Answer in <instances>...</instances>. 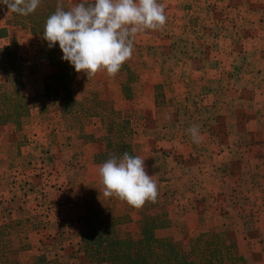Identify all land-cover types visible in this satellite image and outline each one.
I'll list each match as a JSON object with an SVG mask.
<instances>
[{
    "label": "rangeland",
    "instance_id": "obj_1",
    "mask_svg": "<svg viewBox=\"0 0 264 264\" xmlns=\"http://www.w3.org/2000/svg\"><path fill=\"white\" fill-rule=\"evenodd\" d=\"M157 2L164 5L165 25L138 32L133 55L125 62L139 75L131 98L122 97L118 84L127 77L109 76L106 71L91 79L80 74L72 96L111 101L128 120L134 131L133 149L145 158L146 170L154 175L158 197L168 211L169 226L155 235L171 236L187 248L198 232L215 231L204 222V212L215 214V196L209 193L219 186L215 146H235L231 153L240 160L243 147L264 141V123L260 124L264 109L256 108L260 102L264 108V0ZM9 20L10 11L0 0V29L5 30L0 47L11 40L18 45L25 59L23 92L30 100L42 91L43 77L50 70L41 65V44L27 30L9 25ZM6 76L0 73V91ZM194 125L199 127V143L186 131ZM66 128L55 103L47 104L43 112L31 108L20 130L0 127V225L27 221L18 234L25 248L18 254L21 264L33 262L38 255L58 264L59 257L67 259L65 264H84L81 256L70 258L83 213L77 200L90 195L98 201L106 199L99 172L95 178L89 167L100 145L76 141ZM87 129L95 137L104 133L93 119ZM238 171L245 173L242 167ZM236 185L234 181L223 187ZM240 188L247 190L245 185ZM112 198L114 214L129 212L132 219L119 229L138 237L133 206Z\"/></svg>",
    "mask_w": 264,
    "mask_h": 264
},
{
    "label": "trees",
    "instance_id": "obj_2",
    "mask_svg": "<svg viewBox=\"0 0 264 264\" xmlns=\"http://www.w3.org/2000/svg\"><path fill=\"white\" fill-rule=\"evenodd\" d=\"M58 3L65 11L78 3L89 4L68 0H40L35 12L27 16L9 10V25L27 30L41 44V65L50 71L43 77L42 91L30 98L36 101L31 106L23 92L21 72L25 67V59L21 57L18 45L11 40V43L0 47V73L7 75L0 91V127L11 131L20 130L31 108L43 112L47 104L55 103L59 118L71 123L77 139H86L100 145V149L91 156L92 164L104 163L110 154L121 156L127 151L130 155H137L133 149L134 131L128 120L113 108L111 101L73 98L72 89L81 73H77L69 62L62 59L58 43L49 48L48 42L43 39L46 20L56 11ZM4 36L5 30L0 29V38ZM118 73L127 77L118 83L121 95L124 99H130L132 85L139 78L138 71L124 63ZM94 118L104 130L100 137H95L87 129L89 121ZM77 201L83 213L79 217V238L75 252L70 257L71 261L81 256L84 264H246L243 256L233 255L223 248L226 241L224 231L198 232L189 239L187 248L171 236L157 237L155 231L167 228L170 223L166 204L160 197L155 202H145L140 208H130L134 210L133 222L138 231L136 238L119 229L120 225L132 219L129 212L123 216L114 214V198L98 201L90 195ZM23 222L0 225V264H21L18 262V254L25 248L18 240V234L26 228V225L22 226L27 221ZM23 264L58 262L38 255L33 262Z\"/></svg>",
    "mask_w": 264,
    "mask_h": 264
},
{
    "label": "clouds",
    "instance_id": "obj_3",
    "mask_svg": "<svg viewBox=\"0 0 264 264\" xmlns=\"http://www.w3.org/2000/svg\"><path fill=\"white\" fill-rule=\"evenodd\" d=\"M12 12L27 16L35 12L40 0H4ZM165 8L157 0H93L78 3L65 11L58 3L45 23L43 39L49 48L58 43L62 59L77 73L91 79L100 71L115 76L134 52L138 32L157 30L166 23ZM199 143V127L186 130ZM103 196L116 197L140 208L158 197L154 175L146 170L145 158L110 154L98 166Z\"/></svg>",
    "mask_w": 264,
    "mask_h": 264
},
{
    "label": "crops",
    "instance_id": "obj_4",
    "mask_svg": "<svg viewBox=\"0 0 264 264\" xmlns=\"http://www.w3.org/2000/svg\"><path fill=\"white\" fill-rule=\"evenodd\" d=\"M68 1L72 3L93 2V0ZM245 7L247 6L243 5V8ZM256 108L264 109L261 102ZM244 110L246 111V107H244ZM261 113L260 111L256 117H259ZM93 120L97 122L95 118ZM263 123L260 120V124ZM64 124L69 131L70 138L81 141L74 135L71 123L64 121ZM257 131L259 130H253V132ZM91 133L94 135L92 131ZM59 135L62 136L61 133ZM66 141L68 142L70 139H65L64 142ZM231 148L235 149V146L230 147L224 144L215 146V184H219L220 187L215 185V195L213 192H209L210 196H215L213 197L215 199V214L204 212L207 213V220H204V222L211 223L210 227L212 226V228L210 230H213V228H215V231L219 229L226 230L224 249L230 251L233 255L243 256L246 264H264V141L260 144L243 147L241 149L243 158L240 160L237 158L239 156L234 158ZM99 165L101 164H91L89 166L95 178H98ZM240 167L245 173H237ZM217 172H223V176H217ZM237 175H239L238 178ZM234 181L237 184L233 188L234 191L233 189L225 190L223 186H229ZM242 185L247 186V190L241 189ZM205 202L208 203L207 199ZM224 211H226L225 215ZM126 213L124 212L123 215ZM66 262L67 259L59 257V264H65Z\"/></svg>",
    "mask_w": 264,
    "mask_h": 264
}]
</instances>
